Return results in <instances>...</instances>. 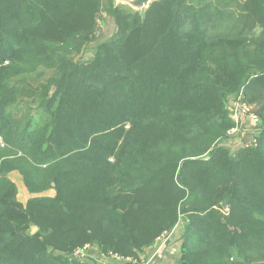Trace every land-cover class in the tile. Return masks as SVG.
I'll list each match as a JSON object with an SVG mask.
<instances>
[{
	"label": "trees",
	"instance_id": "1",
	"mask_svg": "<svg viewBox=\"0 0 264 264\" xmlns=\"http://www.w3.org/2000/svg\"><path fill=\"white\" fill-rule=\"evenodd\" d=\"M240 90L259 133L231 153ZM179 221L180 264H264V0H0V264L138 263Z\"/></svg>",
	"mask_w": 264,
	"mask_h": 264
},
{
	"label": "rangeland",
	"instance_id": "2",
	"mask_svg": "<svg viewBox=\"0 0 264 264\" xmlns=\"http://www.w3.org/2000/svg\"><path fill=\"white\" fill-rule=\"evenodd\" d=\"M102 19H103L101 21L102 22V26H99V28H98V35H97L98 40L95 41L94 43H92L90 45L89 50L87 51V53L85 54V56L83 58L85 61H87L90 58H92V56L94 54V51H95V48L98 45V43L110 39L112 37V35L114 34V32H115V27H114V24H113V21H112L111 17H109L107 14H104ZM247 105L251 109V112L254 113V111H253L254 108L252 106H250L249 104H247ZM229 106H230V103H229V99L227 98V100H226V108L228 110V114H230L229 113ZM234 127L236 129V133L233 134V135H228L227 138L224 139L221 142L222 146H224L225 148H227L228 150H230L231 153H235L240 148H243V147H246V146H249L250 144H252V142H250V140L252 138L251 136H253V135L252 134L248 135L249 137L247 139H249V141L247 142L246 141L247 139L245 138V135L241 134V132L246 133V131H249L250 129H252V131L254 130L253 127H251L248 123H245V124H243V123H237V124H235ZM244 138H245V141H243L244 143H242L241 141ZM9 179L16 186V188H17V200L22 205H26L27 201L30 198H32V197H53L54 196V193L55 192L53 190H48V191H46L44 193H41V194H38V195H31V194H29L26 191V189H25V187L23 185L22 179H21L20 175L17 172L10 173L9 174ZM219 210H220V212L224 216H227L229 214V207L228 206H222V207L219 208ZM85 246H89V245H85ZM89 247H92L93 250H96V248L93 247V246H89ZM91 255L92 256H98V254L97 253H94V252L91 253ZM119 259L122 260V258H119ZM126 260H128L131 263L136 264L135 263L136 262L135 260H131L130 258H126L125 261Z\"/></svg>",
	"mask_w": 264,
	"mask_h": 264
},
{
	"label": "crops",
	"instance_id": "3",
	"mask_svg": "<svg viewBox=\"0 0 264 264\" xmlns=\"http://www.w3.org/2000/svg\"><path fill=\"white\" fill-rule=\"evenodd\" d=\"M245 123H248V121L243 122V124ZM253 131L252 129H250L249 131H246V133L241 132V134L245 135V138L247 139L249 137L248 135H253ZM245 138L242 139V143H244L243 141H245ZM246 141L248 142L249 139H247ZM183 226V222L179 221V223L170 233L157 239L155 244L151 248L145 249L140 256V261L136 264H180V239L183 234ZM93 252L97 253L98 256H92L91 253ZM82 259V262H84L85 264H134L129 262L128 260L125 261L108 257L106 258L100 255L96 250L85 252Z\"/></svg>",
	"mask_w": 264,
	"mask_h": 264
},
{
	"label": "built area",
	"instance_id": "4",
	"mask_svg": "<svg viewBox=\"0 0 264 264\" xmlns=\"http://www.w3.org/2000/svg\"><path fill=\"white\" fill-rule=\"evenodd\" d=\"M229 99V117L230 119L235 123H243L244 121H248V123L250 124L251 127H253L254 131L253 136L250 140V142L254 141V138L256 136H258V131H257V127L260 124L259 118L251 112V109L249 108V106L246 104L245 102V98L243 95V91L240 90L238 93L230 95L228 97ZM236 133V129L235 127L233 129H231L228 132V135H233ZM167 235V234H166ZM163 235V236H166ZM162 237V236H161ZM159 239V238H158ZM93 250L92 247L89 246H85L83 249H77L75 250L72 255L70 256L72 259L77 260V261H83L82 257L83 254L87 251ZM111 258L113 259H117L120 260L118 257L116 256H112Z\"/></svg>",
	"mask_w": 264,
	"mask_h": 264
},
{
	"label": "water",
	"instance_id": "5",
	"mask_svg": "<svg viewBox=\"0 0 264 264\" xmlns=\"http://www.w3.org/2000/svg\"><path fill=\"white\" fill-rule=\"evenodd\" d=\"M115 6H121L132 10L133 12H144L152 2L158 0H112ZM37 228L31 226L29 234L33 235L36 233ZM51 251V250H49Z\"/></svg>",
	"mask_w": 264,
	"mask_h": 264
}]
</instances>
